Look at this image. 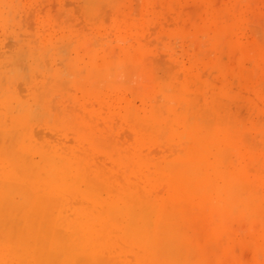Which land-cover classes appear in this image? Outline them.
I'll return each instance as SVG.
<instances>
[{"label": "rangeland", "instance_id": "obj_1", "mask_svg": "<svg viewBox=\"0 0 264 264\" xmlns=\"http://www.w3.org/2000/svg\"><path fill=\"white\" fill-rule=\"evenodd\" d=\"M0 264H264V0H0Z\"/></svg>", "mask_w": 264, "mask_h": 264}, {"label": "bare ground", "instance_id": "obj_2", "mask_svg": "<svg viewBox=\"0 0 264 264\" xmlns=\"http://www.w3.org/2000/svg\"><path fill=\"white\" fill-rule=\"evenodd\" d=\"M7 148V147H6ZM15 156V155H14ZM10 162V161H9ZM23 176V175H22ZM17 190H19V189H17ZM19 197H21V196H19ZM21 199V198H20ZM27 202V201H26ZM29 202V201H28ZM19 205H20V202L18 203ZM29 205V204H28ZM22 206H24V205H22ZM21 207V206H20ZM22 208V207H21ZM20 208V209H21ZM25 208V207H24ZM29 208V207H28ZM18 209V208H17ZM22 211V210H21ZM22 213V212H21ZM32 215H33V213H31ZM5 218V217H4ZM20 218V217H19ZM2 219H3V217H2ZM23 219V218H22ZM33 219V216L31 217V220ZM24 221V220H23ZM33 221V220H32ZM37 221V220H36ZM55 222V221H54ZM34 225V224H33ZM55 226V225H54Z\"/></svg>", "mask_w": 264, "mask_h": 264}]
</instances>
